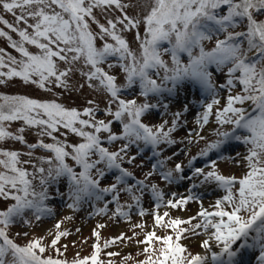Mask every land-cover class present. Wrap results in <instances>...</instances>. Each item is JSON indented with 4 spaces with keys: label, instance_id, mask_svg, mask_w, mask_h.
Here are the masks:
<instances>
[{
    "label": "snow or ice",
    "instance_id": "1",
    "mask_svg": "<svg viewBox=\"0 0 264 264\" xmlns=\"http://www.w3.org/2000/svg\"><path fill=\"white\" fill-rule=\"evenodd\" d=\"M112 6L121 11L129 7L122 4L121 0H0V7L5 12L13 14L17 23L23 21L27 24L28 17L35 21L28 24L32 29L29 34L26 29H18L0 16V23L18 32L20 41L13 40L3 30H0V36L6 37L10 46L22 57L17 60L0 48V69H8L7 72L0 71V76L19 77L25 83L35 84L45 90H50L47 85L53 82L59 87L67 88L69 86L67 78L74 70L72 65L83 58L84 65L90 66V70L81 71V75L86 78L89 87L94 86L92 81H98L95 87L102 88L110 97L106 113L122 125L120 135L113 133L110 128L112 121L95 119L94 107H86L81 112L75 108H65L54 101H39L26 96L0 97V100H3V103H0V141L13 139L25 143L23 135H14L5 128V122L18 120H22L29 127H39L41 136L47 135L54 141L44 143L40 140L28 145L29 149L39 147L53 154L48 158L40 157V161L46 163L48 168L36 167L33 173L18 166L21 163H29L21 162L20 152L0 150L2 157L0 167L4 169L0 171V198L14 201L6 209L0 210V264H68L65 260L44 256L46 246L43 237L33 238L21 246L8 235L9 226L23 218L26 210H31L37 221L51 214L52 210L45 203L47 186L61 177H67L69 182L68 195L72 202L67 207L70 209L77 208L85 198L94 197L95 200H101L103 193L120 191L127 192L131 200L139 204L140 197L134 194L133 189L142 188L144 181H138L136 186L125 185L118 188L119 185L125 184L126 177L131 176V173L121 166V161L125 159L131 144L142 141L155 149L160 144L175 143L170 134L177 127L180 113L174 114L172 126L167 130L164 124L153 129L142 123L141 117L156 105L147 102L138 104L135 99L121 98L123 88H130L138 83L139 95L146 99L150 94L172 92L180 82L192 80L213 97L211 103L204 105V111L197 117V124L203 128L209 123L213 106L219 104L212 80L213 73L209 71V67L214 65L219 72L228 64H231V67L227 68L226 84L221 87H227L229 94L226 104L215 110V120L221 128L224 125H231L232 128L227 131L218 128L215 133L217 139L207 143L198 155L208 156L209 152L220 149L231 139L242 141L245 145H250L243 157L247 171L238 179L235 176L220 174L216 161L211 162V170L208 171L199 167L194 168L193 177H202L201 183L215 182L226 194L216 200L214 210L209 211L202 207L196 217H190L188 220L169 218L167 211L162 214L154 212L153 228L174 232L175 238L171 234L160 236L155 230L148 231L144 240L139 241L149 245L144 248L146 258L137 264H205L204 255H185L187 249L180 243L184 233L196 235L198 229H203L208 237L202 241V248L211 251L210 242H215L219 246V252L211 253L214 264H233V258L239 250H233V245L248 237L250 233H255L253 242L260 248V264H264V20L258 21L255 18L264 12V0H151L150 8L143 16V38L137 33L140 42L139 55L130 49L127 41L119 34L117 24L123 25V30L127 31L137 28L141 23L140 19H133L125 14L122 19L120 17L115 21L108 19L107 27L96 21L93 15L94 8L108 10ZM17 9L20 10V15H16ZM86 18L98 24V33L90 30ZM245 21L244 31H230ZM220 35L224 38H219ZM97 36L101 40L106 36L111 37L114 43L105 41L101 47H97L95 44ZM213 37H216L215 46L211 50H206L204 42L212 40ZM25 42L34 45L40 52L38 54L29 52L24 46ZM165 42L168 47L162 48ZM245 42L246 48L243 46ZM196 49L198 52H194ZM253 51L259 55V59L249 58L248 53ZM164 54H170L171 66L162 58ZM181 54H187V63L182 62ZM113 56L118 58V66L125 74L124 85L118 84L116 77L101 67ZM58 61H63L69 67L60 70ZM114 66L116 65L108 64L109 68ZM153 70L160 77L159 82L153 78ZM237 72L239 76L235 75ZM235 81L242 86L241 92L232 94ZM3 82L0 80V83ZM166 82H171L172 87H167ZM245 102H251L255 115L247 113L243 107ZM113 104L116 105L115 111L111 108ZM61 127L81 137L82 142L67 144L58 140L53 133L58 132ZM238 129H244L248 134L236 135ZM23 131V128L18 129L20 133ZM101 133H108L106 139L109 143L117 140H124L126 143L118 151H110L103 146ZM195 136L200 140L204 139L199 133H195ZM191 139L190 135L189 140ZM32 154L31 151L27 153L29 157ZM93 155L97 159H92ZM67 157L75 161L80 168L79 172L66 163ZM100 164L106 169H117L120 172V175L115 177V183L108 187H100V177L105 174L104 169L97 167ZM174 171L181 172L182 165L177 163ZM37 174L40 191L33 185V179L37 178ZM163 178L172 180L173 171L164 173ZM236 184L239 187L234 190ZM151 187L157 200L156 208L159 209L163 204V193L156 185ZM112 199L117 205L113 216H128L123 210L125 206L119 203L118 195H113ZM193 199L194 196L191 194L176 200L169 199L167 206L171 209L182 208ZM127 207L131 208L132 205L129 204ZM107 210L108 205L105 204L104 207L95 209V212L102 215ZM144 214L145 210L141 208L140 215ZM197 217L200 218V222L192 224V220ZM24 222L30 223L28 220ZM184 224L191 227H181ZM60 227L61 223L58 221L55 225L57 231L47 247L55 248L61 237L69 234L60 230ZM134 227L143 229L144 225L138 224ZM93 235L99 239L100 234L95 230ZM123 238L121 234L120 237L110 239L104 243V247ZM153 241L162 244L159 255L155 258L156 250L150 247ZM100 247L99 243L94 244V251L90 257L74 259L71 264H89V261L91 264H103V261L99 260ZM56 251L59 253L58 248ZM225 256L227 259H222Z\"/></svg>",
    "mask_w": 264,
    "mask_h": 264
},
{
    "label": "rangeland",
    "instance_id": "2",
    "mask_svg": "<svg viewBox=\"0 0 264 264\" xmlns=\"http://www.w3.org/2000/svg\"><path fill=\"white\" fill-rule=\"evenodd\" d=\"M121 3L129 5V7L125 8L123 11L117 9L115 6H112L108 10L94 8L93 15L99 24H104L106 27L108 19L114 21L117 17L122 19L125 14L133 19H140L141 23L137 28L127 31L123 30V25L119 23L117 24V31L119 34L127 41L130 49L139 55L140 42L137 39V33L143 38V16L147 14L151 0H121ZM33 10H35V6H33ZM20 14V10L17 9L16 15ZM0 16L13 24L16 28L26 29L29 34H31L32 29L28 27V24L35 23L33 18L28 17L27 24L23 21L17 23L15 16L11 13L5 12L2 7H0ZM86 19H88L90 30L93 33H98V24L92 22L90 18ZM0 30L7 32L13 40L17 42L20 41L18 32L12 31L2 23H0ZM219 38H221V36ZM215 39L216 38L213 37L212 40L205 41V48H212L215 44ZM105 41L114 43L111 37L106 36L104 40H101L99 36H97L95 44L97 47H101ZM163 45L164 48L167 46V43L165 42ZM24 46L33 54H38L40 52V50L34 45L25 42ZM0 48L4 49L5 53L14 56L17 60L22 58L20 53L10 46L9 40L4 36H0ZM162 58L169 64V66H171L170 54H164ZM5 59L7 58L5 57ZM108 64L116 66L109 68ZM58 67L60 70H63L69 67V65L65 64L63 61H58ZM72 67L74 70L67 78L69 85L67 88L59 87L53 82L52 84L47 85V88L50 90H45L39 88L35 84L25 83L19 77L8 78L6 76H0V80L4 81L3 83H0V97L26 96L39 101H54L65 108H75L81 112L86 107H94L96 109L95 119L105 120L106 122L111 120V131L120 135L122 132L121 123L113 120L112 116L105 111L109 107L108 100L110 97L102 88L95 87V85L98 84V81H92L91 83L94 86L89 87L86 78L81 75V71L90 70V66H85L83 58H81V60L75 62ZM101 67L109 74L114 75L118 84H126L125 74L119 68L118 62L107 60V62L102 64ZM210 68V71L213 73L212 80L215 85L216 99L219 100V104L213 106V114L209 117V123L204 125L203 128L197 124V117L198 114L204 111V105L211 103L213 97L199 84L192 80V82H187L186 80L180 82L176 85L172 94H163L161 98L154 95L155 98H152V96L147 97L146 99L143 98L139 95L140 89L137 88L139 84L133 85L130 88L122 89L121 98L123 99H135L138 104L147 102L156 105V107L147 110L141 117V119L153 129L164 124L165 130H167V128L172 126L174 114L180 113L177 127L175 131L170 134V138L174 140L175 143L160 144V148L157 146V149L155 150H158L161 153L159 156L153 153L154 148H152L151 145L147 144L144 146V142L142 141L131 144L127 149L123 165L124 168H128L126 170L131 173V176L128 178V184L133 182L132 185L136 186L138 181H144V186L142 188L137 187L133 189L134 194L140 197L139 204L133 202L127 192L120 191L118 193L103 194L101 200H95L94 197L91 199L85 198L77 208L70 209L67 207V205L72 202L68 195L69 182L67 177H61L62 179H59L61 182L56 183L59 185L56 188L52 187L50 190L55 196H53L54 199H52L53 205L50 207L52 210L51 214L42 217V219L35 224H15L11 229L13 230V236L24 244L33 238L43 237L44 244L49 245L57 231L55 225L59 221L61 223L60 230L67 231L69 234L65 237H61L55 248H50V250L54 251L57 248H59V250L60 248H65V254L68 257L78 258L79 256H87L92 253L94 251L93 245L99 243L101 246L99 260L103 261V264H109V262H111V264H122L124 262L127 264H137L138 261L146 258L144 248L149 247V245L139 243V241L144 240L145 234L148 231L155 230L156 234L160 236L171 234L173 238H175L174 232H169L163 228H153L154 212L158 211L162 214L167 211L169 212V218L188 220L190 217H196L202 207L209 211L214 210L216 200L221 199L226 194L225 190L218 187L215 182L201 183V180L203 179L202 177H193L194 168L199 167L208 171L211 170V162L216 161L217 170L220 174L225 176H235L239 179L247 171V164L243 160V157L247 154L250 145H245L242 141L231 139V144L226 147L224 151L216 153V155L206 157L198 155L207 143L215 141L214 136H216L215 133L218 128L223 130L230 126L224 125L223 128H221L215 120V110L217 108H222L226 104L227 95L229 94L227 87H221V85L226 84L228 66H225L223 71L219 72L216 71L214 65L210 66ZM0 71L7 72L8 69L2 68ZM238 73L239 72L235 73V75L239 76ZM162 75L163 71L161 70L160 76ZM152 76L159 82L160 77L157 76L155 72L152 73ZM33 79H36V77H33ZM241 87L242 86L239 82L235 81V87L232 89V94L241 92ZM89 101H92L93 103L89 104ZM0 103H3V100H0ZM246 103L247 102H245V104ZM111 108L115 111L116 105H111ZM82 118L87 119L88 117ZM126 119L127 117H125V120ZM165 122L167 123L165 124ZM9 125L16 134L20 133L18 132V129L23 128L24 131L20 134L25 136L27 142L30 144L37 142L38 138H42L44 143H54V141L47 135H40L41 129L39 127H29L23 125L19 121H13V123ZM86 130L91 131V129ZM195 133H199L204 139H198L195 136ZM247 134L248 133L244 129H240L237 133V135ZM53 135L58 140L66 142L67 144H77L82 142L81 137L62 127L58 132L53 133ZM100 135L102 140H104L103 143L108 145L107 147L112 151H118L119 147L121 148L122 145L126 143L124 140H117L109 143L106 139L108 133H101ZM190 135L192 136L191 141L189 140ZM5 148L14 150L23 149L15 142H10L9 139L0 141V150ZM141 148L145 151L144 155L141 154ZM30 151L33 153L31 161L39 163L42 167L47 169L48 165L42 163L39 158H48L53 154L50 151H44L39 147ZM68 151H71V149H68ZM193 157L196 158L192 159ZM92 159H97V157L93 155ZM190 160L191 164H189ZM74 162L75 161H73L71 157L66 158V163H68L69 166L74 165ZM177 163L182 165V171L179 173L174 171ZM25 166L28 168L31 167L27 164ZM97 167L106 171L103 164L97 165ZM1 170L2 167H0V171ZM108 170L109 169H107V171ZM113 170L115 171V169ZM170 170L173 171L174 178L172 180H165L163 174ZM114 171L112 172L113 174L115 173ZM149 173H151V175H148ZM116 174L117 176L120 175V172L117 169ZM93 175L95 176V169H93ZM114 181L115 179H113L111 175L108 176L106 173L103 177H100V184L104 187L110 186ZM152 185H156V188L163 193V204L159 209L156 208L157 200L153 195ZM124 186L125 185L118 187L121 188ZM238 187V184L234 185V190ZM189 194L193 195L194 199L188 201L182 208L171 209L167 206V200L180 199ZM113 195H118L119 203L125 206L123 210L128 213V216H113L117 206L112 199ZM9 203L10 200L0 198V210L6 209ZM105 204L108 205L107 212L102 215L97 214L95 209L104 207ZM129 204L132 205L131 208L127 207ZM141 208L145 210L143 216L140 215ZM199 222V217L192 220V224ZM138 224L144 225L143 229L134 227V225ZM98 225H104V227H98ZM181 227L189 228L191 225L184 224L181 225ZM94 230L100 234L99 239L93 235ZM121 234L124 236L123 239H117L115 243L106 248L104 247L106 241L120 237ZM203 238L207 239L203 229H198L196 235H193L190 232L184 233L180 243L187 249L185 255L199 254L202 249L201 244ZM251 245L252 246L250 247L244 246L245 248L242 247L238 250L237 255L233 258V262H236V264H260V248L258 245ZM216 246L218 245L216 244ZM150 247L156 250L154 255L155 258V256L159 255V248L162 247V244L153 241ZM108 253H116V255L109 256ZM126 257H129V259L126 260ZM222 259H227V257H222Z\"/></svg>",
    "mask_w": 264,
    "mask_h": 264
},
{
    "label": "trees",
    "instance_id": "3",
    "mask_svg": "<svg viewBox=\"0 0 264 264\" xmlns=\"http://www.w3.org/2000/svg\"><path fill=\"white\" fill-rule=\"evenodd\" d=\"M258 21L259 20H264V12H262V13H260L259 15H257L256 17H255ZM245 24H246V21L244 22V24H241L239 27H237L236 29H230V31H244L245 30ZM245 48L247 47V44H246V42H245V44L243 45ZM250 58V57H249ZM250 59H252V58H250ZM255 59V58H254ZM256 59H259V55L258 56H256ZM19 122H21L23 125H25L24 124V122L22 121V120H18ZM13 123V121H11V122H5V128H6V130L7 131H10V132H12L14 135H22V134H20V133H18V134H16L15 132H14V130H12V128H11V126L9 125V124H12ZM24 139H25V143H21V142H19V141H16V140H13V139H9V141L10 142H15L17 145H20V147L21 148H23V149H8V148H5V149H2V150H5V151H17V152H20L21 153V155H20V160H21V162H23V161H29V163H21L20 165H18V166H20V167H23V168H25L29 173H33L34 171H35V168L36 167H42L39 163H34L33 161H31L32 159H31V157H29L28 155H27V153L30 151V149L27 147L30 143L29 142H27V140H26V138H25V136H24ZM8 140V139H7ZM40 140H42L43 142H44V140L41 138H38L37 139V142L38 141H40ZM25 146V147H24ZM24 148H25V150H24ZM26 148H27V150H26ZM30 165L31 167H26L25 165ZM1 171H4V169L2 168V170ZM30 179H32V177H29ZM59 181V180H58ZM58 181H56V183H58ZM53 183H55V182H53ZM53 183H49L48 184V192H47V200L45 201V203L47 204V206L49 207V198H48V196H50V187L52 186V184ZM33 185L36 187V190L37 191H40L41 190V188H40V186H39V175L37 174V178L36 179H33ZM8 200H10V203L9 204H11V203H14V201H12L11 199H8ZM8 204V205H9ZM42 219V218H41ZM25 220H28V221H30V224H35L36 222H37V220H35V218H34V216H33V214H32V211L31 210H26V212H25V215H24V217L23 218H19L16 222H14L12 225H10L9 226V228H8V235H9V237L11 238V239H13L14 240V242L16 243V244H18V245H21V246H23V245H25L27 242H25V244L24 243H21L20 241H18L17 239H16V237L15 236H12V231L13 230H11L12 229V227H13V225H15V224H25ZM40 221V220H39ZM40 238V237H39ZM45 246H46V251H45V253H44V256H52L53 258H58V259H61V260H65V261H67L68 262V264H71V262L74 260V259H82V258H84V256H79L78 258H72V257H68L66 254H65V248H60V250H59V253L56 251V249L53 251V250H50V247H47V245L45 244ZM59 249V248H58ZM60 253H62V255L60 254Z\"/></svg>",
    "mask_w": 264,
    "mask_h": 264
},
{
    "label": "bare ground",
    "instance_id": "4",
    "mask_svg": "<svg viewBox=\"0 0 264 264\" xmlns=\"http://www.w3.org/2000/svg\"><path fill=\"white\" fill-rule=\"evenodd\" d=\"M207 237V236H206ZM208 238V237H207ZM205 238H203L204 240ZM218 246H216L215 242H210V248H211V251L207 250V249H204L202 248L200 253L201 255H204L206 257V260H205V264H213L212 263V259H211V253L212 252H219V247L217 248ZM213 249V250H212Z\"/></svg>",
    "mask_w": 264,
    "mask_h": 264
}]
</instances>
